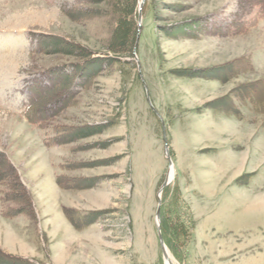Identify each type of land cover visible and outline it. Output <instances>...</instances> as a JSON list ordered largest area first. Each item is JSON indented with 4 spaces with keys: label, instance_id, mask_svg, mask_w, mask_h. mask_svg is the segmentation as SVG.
Instances as JSON below:
<instances>
[{
    "label": "rangeland",
    "instance_id": "obj_1",
    "mask_svg": "<svg viewBox=\"0 0 264 264\" xmlns=\"http://www.w3.org/2000/svg\"><path fill=\"white\" fill-rule=\"evenodd\" d=\"M262 2L146 0L136 57L139 9L115 52L108 0H0V249L58 262L40 204L55 209L53 187L81 238L74 264H165L170 173L167 264H264V142L247 135L264 141V101L239 89L264 82Z\"/></svg>",
    "mask_w": 264,
    "mask_h": 264
},
{
    "label": "trees",
    "instance_id": "obj_2",
    "mask_svg": "<svg viewBox=\"0 0 264 264\" xmlns=\"http://www.w3.org/2000/svg\"><path fill=\"white\" fill-rule=\"evenodd\" d=\"M140 1L141 0H108V2L110 3L111 10L114 12V14L117 17L116 28L114 29V31H115L114 36L112 37V40L109 43V47L114 46L113 48H114L115 52H119V51L123 52V51L127 50V45L129 43H132V41H134V39H133V38H135L134 35L137 33V10L139 9ZM262 3H263L262 13L264 14V2H262ZM189 26L190 25L186 26L189 29L186 30L187 33H186V31H184V34H190V37H193L194 36L193 33L196 30L198 31V33L200 32L199 27H196V29H195V28L189 27ZM178 28H180V29L178 30ZM181 28L182 27H173L170 31H165V32L170 33V34H177L179 31L182 32ZM39 44L43 45L45 43L40 42ZM55 44H56V46H66V47L68 45L64 40H61V39H58ZM66 47H64V48H66ZM193 76H200V77H207V78H209V77L212 78V77L216 76L218 78H221V72L219 71V72L214 73V74H212V73L209 74V72L206 70H200V71L195 70L193 73ZM249 87H251V88L245 89V86H244V88L240 87L239 89H241L243 93L254 92L255 94L253 93V95L258 94L261 97V101H264V82L263 81H255ZM252 88H253V90H252ZM254 89L256 92L254 91ZM257 89H258V92H257ZM35 92L38 94V99L36 101H31L29 103L30 104L29 107L32 110L36 109L39 112L40 107H42L45 104V102H47L46 101V99H47L46 94H49L51 91L49 92V89H47V87H44L42 89L37 88L35 90ZM35 97H37V95ZM218 106H220V105H218ZM214 108H216V106ZM223 108H225V107H223ZM90 134H93L92 130H90L89 133H86V135H83V136L86 137V136H89ZM4 160L7 161V164L10 167V163L5 157H4ZM0 169H1V167H0ZM163 208H164V203H163L162 209H161L162 233H163V236L165 238V242L167 243L168 247L171 248L170 243L165 236V222H164L165 217L163 214ZM74 225L79 227L78 223L74 222ZM0 264H35V263H33V261L32 262L31 261H25L21 257L12 256V255H10V254H8V253H6L0 249Z\"/></svg>",
    "mask_w": 264,
    "mask_h": 264
},
{
    "label": "crops",
    "instance_id": "obj_3",
    "mask_svg": "<svg viewBox=\"0 0 264 264\" xmlns=\"http://www.w3.org/2000/svg\"><path fill=\"white\" fill-rule=\"evenodd\" d=\"M243 133V132H242ZM247 135L251 136L249 137L250 140L253 141L254 145L253 148L256 149L257 146H260L261 143H263L264 141H260L258 143V140L256 138L257 134L255 133H248ZM263 139H264V134L262 135ZM256 142V143H255ZM258 143V145H256ZM258 148V147H257ZM260 162H262V164H264V160H261ZM246 166V164L242 163V168L239 171H243L245 170V168L243 167ZM53 184V183H52ZM54 188L52 187V194L54 195L55 193V209L53 210V208L51 210L48 209V205L45 203L43 205V202H40L41 206L44 209V229L48 230H54L52 231L53 234H55L56 237H61L60 240H58V244L57 247L58 249H55V251H59L61 252V257L58 259V262L56 261V264H74V261H79L80 260V256H76L77 254H73L72 251H68V249H70L71 245H76L78 244L77 242L81 240V238L78 236V230L76 228L73 227L71 222H68L65 218H62V214L61 211L59 210L61 205H62V201H61V195L60 193L56 190H53ZM262 196H259V200L264 202V197L261 198ZM47 202V201H46ZM64 219V221H62ZM244 246H240L237 247L238 252L240 250L243 249ZM89 258V257H88ZM255 260L257 261L258 258L256 257ZM254 261L253 264H260L258 263V261L256 262ZM129 264H132L131 262ZM242 264V263H241ZM244 264V263H243Z\"/></svg>",
    "mask_w": 264,
    "mask_h": 264
},
{
    "label": "water",
    "instance_id": "obj_4",
    "mask_svg": "<svg viewBox=\"0 0 264 264\" xmlns=\"http://www.w3.org/2000/svg\"><path fill=\"white\" fill-rule=\"evenodd\" d=\"M145 2H146V0H141L140 1V5H139V17H138L139 29H138V33H137L138 34L137 35V41H136V44H135V47H134V55L135 56H136V51H137L138 43H139V39H140V32H141V27H142V10H143ZM140 72H141V69H140ZM164 129H165V127H164ZM165 148H166V156H167V158L169 160V163H170V168H173V160H172V157L170 155V147H169V143H168V141L166 139V136H165ZM171 180H170V173H169L167 178H166V180H165V182L163 183V185H162V187L160 189L159 200H158L159 201V205H158L157 212H156L157 229H158V232H159V239H160V244H161L163 255H164V260H165V258L168 257L167 250L169 248L166 245L164 236H163L162 231H161V228H162V225H161V209H162V197H161V194H162L163 190L165 189V187L170 184Z\"/></svg>",
    "mask_w": 264,
    "mask_h": 264
},
{
    "label": "bare ground",
    "instance_id": "obj_5",
    "mask_svg": "<svg viewBox=\"0 0 264 264\" xmlns=\"http://www.w3.org/2000/svg\"><path fill=\"white\" fill-rule=\"evenodd\" d=\"M29 15H31V13L29 14ZM42 15V14H41ZM28 16V15H27ZM13 43V42H12ZM4 60H6L7 62L5 63V65H7V75H11V74H13V69L15 68V66H16V57H14V56H8L7 57V59H5L4 58ZM5 67V66H4ZM2 68V67H1ZM1 74V73H0ZM1 75H3V74H1ZM174 168H171V171L170 172H172V170H173ZM172 177V176H171ZM171 177H170V179H171ZM168 251V250H167ZM168 253V258L170 259V258H172L173 259V257L170 255V253L169 252H167ZM168 263V259L167 258H165V264H167Z\"/></svg>",
    "mask_w": 264,
    "mask_h": 264
}]
</instances>
